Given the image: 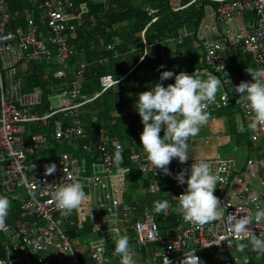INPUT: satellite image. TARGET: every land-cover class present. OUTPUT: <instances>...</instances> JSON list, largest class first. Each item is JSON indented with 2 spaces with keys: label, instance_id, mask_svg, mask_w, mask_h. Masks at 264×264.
I'll return each instance as SVG.
<instances>
[{
  "label": "built area",
  "instance_id": "built-area-1",
  "mask_svg": "<svg viewBox=\"0 0 264 264\" xmlns=\"http://www.w3.org/2000/svg\"><path fill=\"white\" fill-rule=\"evenodd\" d=\"M199 1L204 2L199 5L202 15L193 31L182 27L176 34L152 39L159 58L156 82L165 87L173 84L174 77L160 81V73L168 70L170 62L186 58V49L196 47L200 59L186 73L202 79L211 73L221 79L222 87L216 102L209 104L208 112L231 110L236 133L244 134L250 144L240 163L231 157L189 158L185 164L173 159L168 166L171 175H164L158 169L152 170L146 160L140 144L141 121L124 129L131 135L127 156L126 147L107 127L99 125L94 140L81 128L75 119L78 108L98 94L84 100L76 90L69 93L64 90L66 98L62 103L56 97L55 103L49 102L47 112L39 114L41 90L21 89L17 71L23 63L50 62L53 58L64 68L72 59L66 37L82 27L85 19L89 24L94 21L87 13L86 3L26 0L28 16L23 25L10 28L8 0H0V196L11 202L6 226L0 227V253L4 256L0 264H110L117 259L120 264V258L114 255L117 232L130 238V246L137 253L136 264H166L164 257L171 264H180L185 252L192 249L198 257L199 253L211 255L212 264H235L239 257L235 243L249 239L238 240L230 233L232 215L251 216L258 208L264 209V125L251 127V114L236 103L239 94L234 89L241 81L233 64L239 60L247 62L252 69H264V0L186 3L174 0L172 12L179 13ZM100 3L103 11H107L109 0ZM146 12L151 19L138 32L137 63L145 58L150 47L147 30L156 10L146 9ZM97 43L101 45L102 40L97 39ZM111 46L106 48L112 49ZM84 67V61L79 60L74 74L81 75ZM65 74L64 69L56 73L58 77ZM99 83L103 92L114 86L116 80L104 76ZM144 91L147 90L138 95ZM76 98L79 101L73 103ZM27 125L38 132H27ZM40 129L44 131L39 132ZM163 134L162 130L160 136ZM79 141L86 143L80 146L82 156L78 158L70 153L47 154L56 143H71L75 148ZM116 143L123 147L121 167L129 172H118L113 164ZM201 160L209 162L214 173L224 169L219 173L222 179L214 195L221 200L225 212L221 219L203 227L185 221L177 210L176 198L187 185H180L174 179L181 170H188L193 162ZM50 164L56 165V171L46 176L45 166ZM131 172L137 176V185L144 186L145 196H160V200L169 201L167 215L156 214L151 200L142 203L133 199L138 186L131 189ZM69 177L82 182L88 199L65 214L53 203L52 192L56 184L71 182ZM67 227L76 233L88 228L97 233L98 239L74 247L68 240ZM253 231L260 236L264 224H254Z\"/></svg>",
  "mask_w": 264,
  "mask_h": 264
},
{
  "label": "clouds",
  "instance_id": "clouds-1",
  "mask_svg": "<svg viewBox=\"0 0 264 264\" xmlns=\"http://www.w3.org/2000/svg\"><path fill=\"white\" fill-rule=\"evenodd\" d=\"M190 6L186 7L185 9L189 8ZM197 6L198 5H196V7ZM185 9H183L182 11H184ZM136 36H138V33L136 34ZM114 42L115 40L113 39V43L105 45V47L113 45ZM101 45H104L103 42ZM116 45L117 43L114 44L113 47L111 46L112 49L106 48V50L112 51ZM150 47L152 46L150 45ZM113 57H117V53L114 54ZM142 60H140L138 63L136 62V65H132L126 72H124L118 78H113L109 74L100 76L98 78V83L99 79L104 76H109L111 77V79L116 80V84L120 83L134 69H136V67ZM196 60L197 59H194V63ZM78 61L79 60H77L72 66H70L69 60V62L65 64L64 68L58 66L53 60V58L50 60V62H37H45L47 65H52V67H54L53 74L57 79V84H55L54 81L50 82L46 80L44 81V85L41 88L35 89L41 90L42 103H44L46 106V109L43 112H39L40 106L38 107L37 112L39 114L47 112L49 102L51 101L55 103L56 97L59 98L58 102L62 103L66 98V94L65 96L63 94L64 90L66 91V93H69L72 90H76L78 92V96H84V100H89L93 96L98 94L94 99L80 106L78 108V111L83 110L89 104L95 103L99 99L100 95L108 90L107 89L101 92L102 87L99 83V91L89 96L84 95V93L79 90V88L75 85L74 82V80L76 81L83 75V71L82 74L79 76H76L74 74V70L77 67ZM96 63L99 66H103L107 63V58L105 57L102 59H98L96 60ZM66 66H69L71 68L67 69ZM85 66H87L86 63ZM233 66L235 67V71L238 73V75L242 73H247V82H240L234 89L235 93L239 94V98L236 100V103L241 104L251 114V127L264 125V69H252L250 68V65H248L247 62L241 63L239 60L237 62L234 61ZM160 67L162 68L163 66ZM238 68L241 69L240 72L238 71ZM62 69L66 71V74L65 76L58 77L56 73L60 72ZM17 76H19L18 73ZM121 77L122 79L118 82L117 80ZM173 77L174 83L168 84L166 87L162 83H157L149 91H144L139 95L137 92V101L135 104V110L140 117L141 124L143 125V130L140 134V144L146 155V160L148 163L151 164L152 170L158 169L164 175H171L168 166L171 164L173 159H176L180 164H185L188 161L190 154L188 142L190 138L196 137L199 134L202 126L207 124L210 118V113L208 112L209 104L216 102V96L222 87L221 79L211 73L208 75L207 79H202L194 74L189 75L186 72H180L179 74H175L167 70L160 73L159 79L160 81H165ZM251 78L252 82H250ZM226 82L228 84L230 83V81L228 80H226ZM72 83L74 85H72ZM48 86H50L52 89H47ZM112 87H110L109 89H111ZM21 89L23 91L22 81ZM223 98L226 99V97ZM77 101H79V98H76L73 103H76ZM77 114L75 119H77V121L79 122ZM27 127L32 126L27 125ZM232 127L234 133H236L233 124ZM162 130L164 133L163 137L160 136ZM26 131L31 132V130ZM237 134L238 133H236V135ZM249 144L250 143L247 140L245 147L247 148ZM114 146L116 149L113 157V164L115 168L118 172H129V170L121 167L123 163L122 145L116 143ZM233 159L237 162L235 158ZM55 171V164L45 166L46 176L54 174ZM221 171H224V169H217V171L214 173L212 171L211 164L209 162L201 160L199 162H193L190 169L181 170L174 177L178 184L187 185L184 193H182L178 198H176L179 201V206L177 210L182 214L185 221L197 225L199 227H203L206 224L221 219L225 212V209L221 207V200H219L214 195V191L217 188L216 185L222 179V177L219 175ZM185 176H187V179H185ZM69 180L71 181L69 183L56 184L54 186L55 191L52 192L53 203L58 209L63 211L65 214H70L73 210L79 208L82 203H84L88 199V196L83 190L84 185L82 184V182H80L79 179L75 177H69ZM143 196L146 197L145 195ZM158 199H161L160 196ZM149 200L152 201L153 199L149 198ZM10 208V200L6 196H0V227L6 226V220H8L7 217ZM169 208L170 203L168 200H156L153 203V210L158 215H167V210ZM254 224H264V209L258 208L253 212L251 216L239 217L237 215H232V222L229 226V231L238 240L243 237H247L249 239L248 241L241 242L238 245V251L244 252L250 247L251 251L256 252L258 254H264V238H262L264 237V233H261L260 236H257L253 231ZM95 229L96 231H98V226ZM88 231L91 232L89 229ZM94 236L95 239L92 241L98 239L97 233ZM129 241L130 238L126 234L121 235L119 232H117V236L115 238L114 255L120 258V264H136L134 257L137 255V253L130 246ZM88 242L91 241L85 240V243ZM3 257L4 256H2L1 258ZM164 259L166 264H171V261L168 260L166 257H164ZM180 264H202V262L200 261V258L195 255L194 250L192 249L191 251L185 252L184 259L180 262Z\"/></svg>",
  "mask_w": 264,
  "mask_h": 264
},
{
  "label": "trees",
  "instance_id": "trees-1",
  "mask_svg": "<svg viewBox=\"0 0 264 264\" xmlns=\"http://www.w3.org/2000/svg\"><path fill=\"white\" fill-rule=\"evenodd\" d=\"M73 1L75 3L85 2L88 9L87 13L93 16L94 21L89 24L86 22L85 19V24L82 27L76 29L73 35H69L66 37V44L73 54L69 65L72 66L77 60H82L85 63H88L90 67H92L91 69L95 70V80L88 81L87 83L85 82L84 77L82 80L83 90L87 91L89 88L93 87V89L91 90L93 92L97 89L98 78L100 76L109 74L113 78H118L119 75H122L129 69H124V67L120 68L119 66L112 65L113 62H110L109 64L112 70H106V67L108 65V60L113 58V55L118 52L117 47L122 45V42H124V49L126 47L125 44H127L128 41H130V43L136 47V51L137 47H140V42L139 44L137 43L138 36L136 38L135 34H137L138 31L141 30L142 27L151 19L147 16L146 9L156 10L153 16L154 20L147 30V42L149 45L152 46L151 49H153L155 58H151L150 54L147 53L145 58H143V60L138 64L136 68L147 66V64L150 65L149 63H151V68L157 65L159 67L158 56L156 51L157 47L152 44V39L154 37L162 38L165 36H170L171 34H176L179 30L182 29V27H185L188 31H193L196 27L197 21L202 15V8L199 7V5L204 4V2L199 1L198 3L190 6L179 14L172 12L174 0H109V8L107 9V11H103L100 0ZM186 1L187 0H182V2ZM24 3L25 0H8V12L10 13L9 26L15 27L21 26L23 24L24 19L27 15V12L25 13V11L22 9V5ZM196 5L198 6L196 7ZM121 29L125 31L124 35L123 32H121ZM126 32H128V35H130V39H126ZM114 36L115 38L118 37L121 40V44L116 45L112 51L106 50L105 45L112 44ZM97 39H101L104 45H99L97 43ZM105 57L107 58V63L105 65L99 66L96 64V60ZM194 59V56H190L189 53V56H187L186 58H181V60L175 62L176 65L170 64L172 66L169 65L170 68L168 67V71H171L175 74L178 72H186L190 70L193 65H195ZM51 68L52 65L49 66V69ZM47 71L48 67L46 66H33V69H31V71L29 72L30 74H26L24 77H22L23 91H33L35 89L41 88L44 85V81H46V78L43 79L44 72ZM239 75L241 82H247V73H242ZM48 80L53 82L54 79L49 75ZM54 82L55 84H57V81ZM86 87L87 90H85ZM100 103L103 104V102L98 99L94 104L89 105L97 106ZM45 109L46 106L44 103H42L40 105L39 112H43ZM220 111L222 110L216 111L214 113H218ZM224 111L228 114L231 113L229 109H225ZM105 112L106 111L104 110L101 111V117L104 116V114L106 115ZM98 116L99 115H97V117ZM31 132H38V130L32 128ZM228 133L234 137L236 142H241L238 143V145H241L242 143H247L246 136L238 134L236 135L231 125L228 126ZM124 135L126 139L122 143L126 147L124 154L127 156V147L129 141L131 140V135ZM134 139L136 140L135 137ZM83 142L86 143V141L76 142V146L75 148H73L76 158L82 156L80 146L83 144ZM43 154L42 157H44ZM136 177H134L131 172L130 187L132 190L137 187ZM143 198L145 197L142 196V199ZM156 198H159V196H156ZM85 230L88 229L83 228V232L86 233ZM76 234H79V231ZM67 236L68 238H71L72 235L67 234ZM247 250V255L250 256L252 254L251 252L253 251H251L250 248H248ZM1 257L2 253H0V258ZM258 257L261 258V255H258Z\"/></svg>",
  "mask_w": 264,
  "mask_h": 264
},
{
  "label": "crops",
  "instance_id": "crops-1",
  "mask_svg": "<svg viewBox=\"0 0 264 264\" xmlns=\"http://www.w3.org/2000/svg\"><path fill=\"white\" fill-rule=\"evenodd\" d=\"M22 9L26 13V4L24 3L22 5ZM27 17V15H26ZM9 26V24H8ZM12 27V26H9ZM15 28V27H14ZM121 32H123V35L125 31L121 29ZM136 35V34H135ZM126 39H130V35H128V32H126L125 35ZM137 38V36H136ZM114 40L117 42V45L121 44V40L114 36ZM120 40V41H119ZM124 44V42H122ZM137 43L139 44V40L137 38ZM123 44L118 46L117 48V57L111 58L108 60V65L106 67V70H112V68L109 66L110 62H113L112 65L119 66L120 68L128 69L132 65H134L137 62L138 56L136 53V47L133 46L130 41H128L125 47L123 48ZM140 47H137V51ZM193 49V46L186 49L185 52L188 54ZM148 53L150 54V57H154L153 49L151 47L148 49ZM199 52H197L198 54ZM155 58V57H154ZM40 63H23L19 70L17 71L18 75L21 78L24 77L26 74H30L29 72L31 69H33V66L38 65ZM97 64V63H96ZM151 65V63H149ZM170 64H175V62H170ZM169 64V65H170ZM87 66L83 69V75L79 78V80L75 81V85L79 88V90L84 93V95H92L99 91V83H97V89L96 91H91L93 89L89 88L87 90V87L84 91L82 80L83 77L85 78V82L95 80V70L91 69L90 65L86 63ZM150 65L147 64V66L138 67L134 69L126 78H124L120 83L116 84L111 89H108L104 93H102L99 97V100L103 102L99 105H88L83 110L78 111L77 117L80 122L81 128L88 133L89 137L94 140L95 138V131L99 125H103L108 128V130L116 135V137L120 139H126L124 134V129L128 126H133L136 124V122L140 121V117L138 113L135 110V104L137 101V92L141 90H151V88L157 84L156 82V76L158 75V65L155 67H150ZM170 65V66H172ZM39 66H46L48 67V71L44 72V78L48 80V76L50 75L54 80L57 81L55 78L53 71L54 67L49 69L50 65H47L45 62H42ZM90 67V68H89ZM170 68V67H169ZM178 69V68H177ZM121 76V75H119ZM49 81V80H48ZM70 81V80H69ZM52 82V81H50ZM23 85V84H22ZM72 85H74L72 83ZM126 102L128 105V109L126 110V113L119 108L120 103ZM94 104V103H93ZM106 111V115L101 117L100 113L101 111ZM99 113V114H98ZM97 115H99L97 117ZM123 117V118H122ZM120 124V125H119ZM26 130H31L32 127H25ZM44 131V129H40L39 132ZM243 135V134H240ZM193 144V143H192ZM240 145V144H239ZM86 239H84L85 241ZM86 244V243H85Z\"/></svg>",
  "mask_w": 264,
  "mask_h": 264
},
{
  "label": "rangeland",
  "instance_id": "rangeland-1",
  "mask_svg": "<svg viewBox=\"0 0 264 264\" xmlns=\"http://www.w3.org/2000/svg\"><path fill=\"white\" fill-rule=\"evenodd\" d=\"M190 52V56H194L195 59L199 58L200 55L197 54V52L200 53V51H196V47L193 48ZM198 50V49H197ZM137 53V51H136ZM138 56V54H137ZM41 64V63H40ZM38 64V65H40ZM67 69L71 68L69 66H66ZM120 109H122L125 113L128 109V105L126 102L120 103L119 106ZM233 112L228 114L225 111H220L218 113H210V118L204 126L201 127L199 134L196 137L190 138L189 140V149L190 154L189 158L196 159V158H207V157H233L237 160L238 163H240L242 160L246 157V147L245 144L242 143L241 145H238L234 137L232 135L228 134V126H232V120L231 115ZM123 118V117H122ZM212 118V120H211ZM121 142L124 141V139H120ZM193 143V144H192ZM72 149V150H71ZM73 147L71 143H56L54 145V149L47 152L48 155H52L55 153H70L73 156L76 157ZM138 188L136 189V193L133 194V192H130V195H132L133 199L136 201H142V203H145L149 200V198L152 200V205L154 201L160 200L153 196H146L143 200L142 196L144 195V186H142L140 183L137 185ZM160 225H163V222H159ZM67 234L72 235L71 238H69V242L72 246H78L83 245L85 243L84 239L86 241H92L95 239L96 233L89 232L88 230H79V234H76V232L73 231L72 228H66ZM163 232V231H162ZM80 237H77L79 236ZM2 243V239L0 238V244ZM240 243H235V247L238 251V245ZM250 248V247H249ZM247 251L239 253V257L236 260L235 264H264V254H258L256 252H251L252 254L250 256L247 255ZM200 257V260L202 264H212V256L211 255H204L202 253L198 254ZM258 255H261V258L258 257ZM110 264H119V260L112 261Z\"/></svg>",
  "mask_w": 264,
  "mask_h": 264
}]
</instances>
